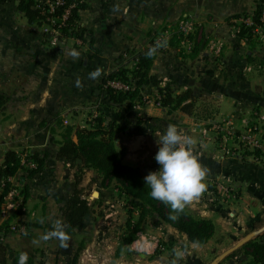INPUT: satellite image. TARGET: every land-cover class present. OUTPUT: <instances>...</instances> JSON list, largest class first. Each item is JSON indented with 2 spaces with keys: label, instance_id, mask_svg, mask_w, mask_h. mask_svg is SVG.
Here are the masks:
<instances>
[{
  "label": "crops",
  "instance_id": "crops-1",
  "mask_svg": "<svg viewBox=\"0 0 264 264\" xmlns=\"http://www.w3.org/2000/svg\"><path fill=\"white\" fill-rule=\"evenodd\" d=\"M260 1L90 0L88 7L79 13V24L88 33L85 44L76 47L69 41L53 47L45 41L43 27L28 22L18 8V1L0 0V94L7 98L0 106V164L10 150L48 154L50 164L44 175L49 172L55 175L57 192L53 195H61L58 198L66 205V199L76 188L77 170L64 158L57 157L67 127L73 128L76 140L77 130L91 128L100 117L106 131H116V144L126 150L125 163L139 168L145 177L159 170L155 160L159 149L156 135L163 134L171 124L196 141L192 151L207 169L204 191L186 207L213 220V239L220 240L224 231H229L234 239L238 231L264 217V157L225 156L219 150L212 124L230 117L235 130L245 132L253 112L264 111V44L255 39H239L230 24L233 16L254 14ZM183 18L194 22L192 36L196 34L197 38L156 45L157 57L144 86V93L153 103L121 115V107L111 101L105 89L99 88L104 78L133 68L137 56L150 47L155 34L175 29ZM215 43L222 45L218 57L212 49ZM97 71L100 75L91 78L90 74ZM168 85L175 94L189 88L194 91L197 100L193 113L156 103L161 90ZM214 104L217 109L211 110ZM24 171L20 170L13 180L22 177ZM93 176L99 174L85 170L82 187L86 189ZM217 180L238 186L239 199L229 203L220 198L214 185ZM115 190L119 191L117 187ZM100 196L107 198V202L110 195L100 192ZM27 197L28 194L25 200ZM56 202L53 200L51 205L54 207ZM60 215L63 217V212ZM111 215L98 221L94 232L88 231L94 222L85 218L68 233V237L74 231L81 233L84 247L77 251L82 259L102 253L109 234L100 228L117 220L109 218ZM63 221L64 217L47 218L50 225ZM163 225L166 231L155 236L159 240L170 233L188 241L185 234L164 222ZM0 235L7 250L5 264H19L21 254L30 259L35 247L50 254L55 245L62 244L58 235L43 236L41 241L10 237L6 230ZM151 237L154 236L149 239L143 235L142 241L133 242L132 249L151 255L156 246ZM39 242L42 246L37 245ZM200 246L203 245L190 243L191 248Z\"/></svg>",
  "mask_w": 264,
  "mask_h": 264
},
{
  "label": "trees",
  "instance_id": "trees-1",
  "mask_svg": "<svg viewBox=\"0 0 264 264\" xmlns=\"http://www.w3.org/2000/svg\"><path fill=\"white\" fill-rule=\"evenodd\" d=\"M19 2L18 8L24 13L30 24H38L42 26L44 16L40 10L35 8L34 0H5ZM264 0L260 1L257 11L253 14L257 21ZM88 3L81 4L78 8L73 9L70 23L75 25L79 23L80 11L87 8ZM247 14L236 15L232 18H239ZM231 18V19H232ZM230 19V20H231ZM247 35V36H245ZM85 41L87 38L82 36ZM241 37H247L249 40L255 39L252 35L251 28L246 29L241 33ZM154 38V37H153ZM152 38L150 47L139 54L136 58L137 68L120 71L115 74H110L105 77L109 78H124L134 81L137 87L132 92H115L106 90L107 96L111 101L121 107V115L127 114L134 109V106L141 103L142 93L145 92V87L148 82L149 72L153 66L154 60L157 57V46ZM196 34L190 39L195 40ZM197 40V39H196ZM179 42V38L174 34L170 40V45ZM92 39L90 40V43ZM198 47V46H196ZM195 47V48H196ZM155 49L152 55H148L151 49ZM198 50V48L196 49ZM100 89H104L99 87ZM163 107H169L171 110L181 109L182 111L191 114L195 108L197 95L189 88L186 91L175 94L170 88V85L161 90ZM6 96L0 94V106L6 103ZM102 119H96L95 124L91 128L79 129L76 131V140L73 138V128L67 127L63 135V141L57 154V157L64 158L72 167H76L75 173V191L66 199L65 209L63 211L62 235L68 237V233L79 227L90 211V203L86 197L85 188L82 187L85 170H95L101 178V184L104 188H109L113 184L120 190L121 193L133 197L140 203L141 214L140 218H144L148 214H156L166 224L185 234L188 241L193 244H206L215 234V223L209 218H204L192 213L186 206L182 212H176L169 205L161 201L154 200L149 195L150 188L145 185L143 174L140 169L125 163L126 150L119 147L115 142L116 131H106L103 128ZM121 129V128H120ZM37 163L36 169L28 170L30 176L38 174L44 175L50 164L49 155L39 156L33 155ZM23 169L21 158L14 150L6 153L4 162L0 164V183L5 181V185L0 193V234L8 227L9 221H2V205L4 198L13 188V184L8 181L9 178L15 177L20 170ZM173 217H175L173 219ZM128 242H132L135 237L133 232ZM62 238V236H61ZM62 242V239H61ZM65 242V241H63ZM247 255L252 260L247 264H264V232L259 233L253 240L242 246ZM7 250L3 244L0 235V264L6 263ZM233 254L229 257H232ZM79 252L74 253L71 257V264H77Z\"/></svg>",
  "mask_w": 264,
  "mask_h": 264
},
{
  "label": "rangeland",
  "instance_id": "rangeland-1",
  "mask_svg": "<svg viewBox=\"0 0 264 264\" xmlns=\"http://www.w3.org/2000/svg\"><path fill=\"white\" fill-rule=\"evenodd\" d=\"M211 107V110L217 109L216 104ZM247 153L249 155H258L251 151H247ZM28 170L30 169H25L24 175L14 181L12 188L14 193L10 194L8 199L3 202V205L9 203L14 205L13 209L5 217L9 218L7 219L9 221L8 226L11 223L20 221L27 226V233H11L8 227L5 230L10 237L16 236L20 239L33 237L41 241L43 236H53V233L61 230H58L56 225L47 223V218H63L60 215V211H64L65 204L63 205L62 203L65 201L61 197V199L58 198L61 195H53L57 192V186L55 187L57 178L54 174L49 172L44 176L38 174L31 177ZM115 189V184L109 188L102 187L101 178H94V176L86 186V197L91 204L90 212L86 218H91V222H94L92 228L88 231L94 232L97 222L103 220L106 215L112 214L109 218H117V220L110 225L104 223L100 228L109 234L105 239L109 241L103 243L104 248L101 247L102 253L86 260L85 258L82 259L80 254L77 264H210L248 234L264 227V217H259V220L254 224L245 230L238 231L234 239L231 238L229 231H224L226 233L220 240L215 237L208 243L202 244L203 246L195 248L190 247L189 241L184 240L182 237H173L169 233L167 235L169 237L162 235V239H160L165 250H160L155 246L151 255H146L145 253L144 255L140 251L136 253L132 249L133 242L142 241L143 235L149 238V236H159L163 231L165 232L164 221L156 214L151 213L144 218H140L141 206L139 201ZM100 192L110 195L107 202V198H101ZM26 194H28L27 201L24 198ZM53 200L57 204L54 207L51 205ZM60 225L62 226L63 222H60ZM133 232L135 233L134 240L128 242L127 240L131 238L130 235ZM80 237L81 233L79 230L74 231L71 237H68L67 247L55 245L56 247L53 248L52 252H49L50 254L41 247H35L28 261L30 264H71L72 255L84 247V242L80 241ZM109 237L110 239H108ZM41 244L39 242L37 245L42 246ZM63 248L70 250V252H66ZM177 251L182 253V257L178 258L176 256ZM232 254V257L228 256L219 264H247L249 260H252L243 247Z\"/></svg>",
  "mask_w": 264,
  "mask_h": 264
},
{
  "label": "built area",
  "instance_id": "built-area-1",
  "mask_svg": "<svg viewBox=\"0 0 264 264\" xmlns=\"http://www.w3.org/2000/svg\"><path fill=\"white\" fill-rule=\"evenodd\" d=\"M90 0H34L35 8L40 10L43 18L44 39L50 46H57L60 44H68L73 41L75 46H82L85 44V38H88L87 31L79 24H71L70 19L72 11L78 8L81 4L88 3ZM231 28L235 36L245 41H251L247 37H241V33L246 29L251 28L252 35L255 40L264 44V2L262 4L261 14L256 21L253 14L241 16L239 18H232L230 20ZM195 29L194 22L189 18H183L179 21L175 29H167L155 34L154 44L164 45L170 42L172 36H176L181 41H189L191 34ZM247 36V35H245ZM216 57L222 53V45L214 44L212 46ZM134 68H137L135 62ZM105 90H113L115 92H132L136 89L137 84L134 81L126 80L124 78H107L103 84ZM162 94L158 97L157 104H161ZM155 102V101H154ZM153 103L150 96L142 93L141 103L134 106V109H141L143 106ZM212 129L216 134L219 150L229 157H246L249 153L247 151L255 152L257 158L264 157V111L255 110L253 118L247 124L245 132L236 131L234 128L233 119L230 117L223 118L212 124ZM23 165V169H36L37 163L30 152H18ZM256 156V155H254ZM14 177L9 178L8 181L14 183ZM5 185V181L0 183V193ZM217 195L229 203H234L239 199L240 189L231 181H215ZM16 191V190H15ZM13 189L4 198L8 199L10 194H13ZM14 205L9 203L2 205V218L8 215ZM11 233L25 234L27 233V226L22 222L11 223L8 226ZM156 243V248L165 250L157 237H151Z\"/></svg>",
  "mask_w": 264,
  "mask_h": 264
},
{
  "label": "clouds",
  "instance_id": "clouds-1",
  "mask_svg": "<svg viewBox=\"0 0 264 264\" xmlns=\"http://www.w3.org/2000/svg\"><path fill=\"white\" fill-rule=\"evenodd\" d=\"M153 52H155L154 48L148 55H152ZM90 75L95 79L100 73L97 71ZM156 136L159 149L155 160L160 167L159 170L152 171L144 177L145 185L150 188L149 195L152 199L169 205L176 212H182L186 205L204 191L203 181L207 169L192 151L196 141L191 136L182 135L181 130L176 126L170 124L163 134ZM56 227L58 230L62 229L59 223ZM53 235L62 236L61 246L67 247L63 241H66L68 237L63 236L62 231ZM176 256L182 257V253L177 251ZM27 259L26 254H21L19 264H26Z\"/></svg>",
  "mask_w": 264,
  "mask_h": 264
},
{
  "label": "water",
  "instance_id": "water-1",
  "mask_svg": "<svg viewBox=\"0 0 264 264\" xmlns=\"http://www.w3.org/2000/svg\"><path fill=\"white\" fill-rule=\"evenodd\" d=\"M264 232V227H262L260 230L256 232H252L248 234L244 239L239 241L235 246L227 249L224 251L221 255H219L214 261H212L210 264H219L221 261H223L225 258L230 256L232 253H234L237 249L241 248L244 244L251 241L253 238H255L259 233Z\"/></svg>",
  "mask_w": 264,
  "mask_h": 264
}]
</instances>
